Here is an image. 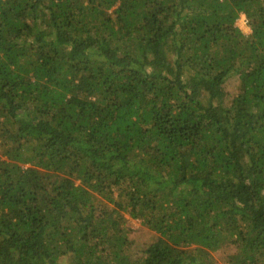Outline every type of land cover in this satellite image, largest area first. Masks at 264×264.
I'll list each match as a JSON object with an SVG mask.
<instances>
[{"label": "trees", "instance_id": "16d2710c", "mask_svg": "<svg viewBox=\"0 0 264 264\" xmlns=\"http://www.w3.org/2000/svg\"><path fill=\"white\" fill-rule=\"evenodd\" d=\"M215 255L264 264V0H0V264Z\"/></svg>", "mask_w": 264, "mask_h": 264}, {"label": "rangeland", "instance_id": "374dc122", "mask_svg": "<svg viewBox=\"0 0 264 264\" xmlns=\"http://www.w3.org/2000/svg\"><path fill=\"white\" fill-rule=\"evenodd\" d=\"M129 223H130L129 228H131V230L134 231L133 236L135 237L134 240L137 245L139 244L145 245L151 241L152 238L149 235L144 234L145 230H144L141 220L129 219ZM215 259L217 261V264L226 263V262H222V257L218 255H215Z\"/></svg>", "mask_w": 264, "mask_h": 264}, {"label": "clouds", "instance_id": "9594fccd", "mask_svg": "<svg viewBox=\"0 0 264 264\" xmlns=\"http://www.w3.org/2000/svg\"><path fill=\"white\" fill-rule=\"evenodd\" d=\"M233 27L237 28L244 38H248L253 34V28L244 12L239 13L238 18L234 21Z\"/></svg>", "mask_w": 264, "mask_h": 264}]
</instances>
